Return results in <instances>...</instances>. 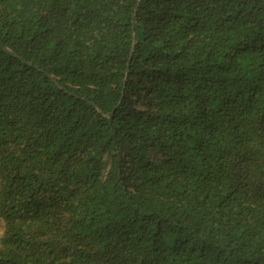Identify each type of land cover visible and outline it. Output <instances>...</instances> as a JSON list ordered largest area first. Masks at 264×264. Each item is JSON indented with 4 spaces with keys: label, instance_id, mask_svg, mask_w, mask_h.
Here are the masks:
<instances>
[{
    "label": "trees",
    "instance_id": "trees-1",
    "mask_svg": "<svg viewBox=\"0 0 264 264\" xmlns=\"http://www.w3.org/2000/svg\"><path fill=\"white\" fill-rule=\"evenodd\" d=\"M137 2L0 0V264H264V0Z\"/></svg>",
    "mask_w": 264,
    "mask_h": 264
},
{
    "label": "water",
    "instance_id": "water-1",
    "mask_svg": "<svg viewBox=\"0 0 264 264\" xmlns=\"http://www.w3.org/2000/svg\"><path fill=\"white\" fill-rule=\"evenodd\" d=\"M142 0H138L137 2V6H136V9H135V14H134V17H133V20H132V49H131V54L134 52V48H135V43H136V21H137V13H138V10H139V7H140V4H141ZM131 61V57L129 59V62ZM128 73V71H127ZM111 114L107 115V116H110Z\"/></svg>",
    "mask_w": 264,
    "mask_h": 264
},
{
    "label": "rangeland",
    "instance_id": "rangeland-1",
    "mask_svg": "<svg viewBox=\"0 0 264 264\" xmlns=\"http://www.w3.org/2000/svg\"><path fill=\"white\" fill-rule=\"evenodd\" d=\"M1 232H2V231L0 230V234H1Z\"/></svg>",
    "mask_w": 264,
    "mask_h": 264
}]
</instances>
